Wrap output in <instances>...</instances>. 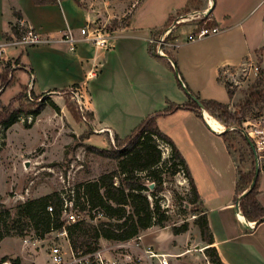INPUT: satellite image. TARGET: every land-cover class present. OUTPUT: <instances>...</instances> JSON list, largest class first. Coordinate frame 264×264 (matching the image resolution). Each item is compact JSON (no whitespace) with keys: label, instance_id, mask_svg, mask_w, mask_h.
<instances>
[{"label":"crops","instance_id":"1","mask_svg":"<svg viewBox=\"0 0 264 264\" xmlns=\"http://www.w3.org/2000/svg\"><path fill=\"white\" fill-rule=\"evenodd\" d=\"M209 9L205 22L219 24L222 31L206 37L204 47L199 49L198 41L185 42L184 36L176 37L175 29L169 40L182 43L173 50L182 85L200 99H213L214 96H204L207 89L216 86L214 84L224 86L223 81L230 74L237 78L242 62L249 61L254 65L252 55L244 53L228 58L224 54L232 46L235 53H239L241 45L245 47L247 40L252 38L253 27L264 25L263 0H137L123 6L118 16H104L100 10L86 8L75 0H58L56 3L0 0V76L12 81L17 68L22 69L24 80L19 84L20 89H28L31 84L30 92L37 95L53 96L51 94L62 89L79 87L83 104L93 115L90 120L92 132L105 135L110 145L115 134L120 137L129 134L134 125L155 109L166 108V100L177 104L188 101V95L178 86L175 74L166 65L169 60L149 54V46L153 47L149 39L159 37L168 22L179 14ZM126 14L129 16L127 23L109 30L112 33L109 48H99L82 40L70 48L68 43L60 41L61 32L66 28H71L81 39L79 30L90 21L107 26L110 19H120ZM250 14L256 16L245 21ZM20 23L32 26L52 41L28 47L6 45L19 37ZM185 24H192V29L195 26V22ZM166 54L169 56L168 52ZM17 76L19 81L21 76ZM176 113H181L178 120L188 123L190 129L198 126L200 116L204 119L201 113L189 108L178 109L167 116ZM205 124L203 134L217 133L207 122ZM85 129L88 128L85 126ZM191 144L195 162L193 166H187L199 195V214L206 215L213 235L210 246L215 247L222 264H264V220H250L236 208L237 197L244 191L240 194L235 191L239 171H250L249 162L240 159L237 162L233 151L228 152L225 147V152L235 161L230 174L219 159L216 160L212 137L194 136ZM180 152L187 161L183 150ZM258 164L256 198L264 207V158L258 159ZM194 225L179 233H173V225L150 226L137 235L140 239L136 240V245L130 239V246L122 256L101 248L102 245L99 249L109 257L120 258L121 264H159L157 258L148 257L147 249L155 254H166L168 264H212L204 252L207 246L199 228ZM103 241L117 247L126 242Z\"/></svg>","mask_w":264,"mask_h":264},{"label":"rangeland","instance_id":"2","mask_svg":"<svg viewBox=\"0 0 264 264\" xmlns=\"http://www.w3.org/2000/svg\"><path fill=\"white\" fill-rule=\"evenodd\" d=\"M135 1L137 0H79V3L86 8L100 10L104 16L108 14L118 16L121 14L123 6L129 3L132 4ZM126 16L127 14L120 19H110L105 29L111 30L115 26L114 21L117 22L116 26L124 24ZM254 16L256 15L250 14L244 20L248 21ZM101 19L102 16L98 18V20ZM94 22L90 21L89 23ZM191 25H178L175 28L176 37L182 38L184 36L186 38V35L192 31ZM217 26L222 29L219 24ZM252 35V38L247 40L245 47L241 45L239 53H235L234 47L232 46L229 51H225L224 55L228 58H234L237 54L240 57L244 53L246 55H252L255 57L254 64H257L261 70L264 69V25L262 27L259 25L255 26V28L253 27ZM197 41L200 42L198 46L200 49L206 44L205 41H207V38ZM174 49H165L170 56V63L173 67L177 62L173 56ZM175 67L178 70L177 64ZM172 72L174 73V71ZM22 73V69L17 68L13 73V80H8L7 84L3 83V78L0 76V111L18 91H22V96L13 103L11 108L18 105L25 106L27 104H31L35 108L41 103V110L38 114L34 115L31 113H20L16 122L8 127L0 125V208L8 209L11 217H15L18 206L27 199L58 191L67 193L69 188H75L80 183L97 179L103 172L117 169L118 162L115 159L99 155L90 149L92 146L100 149H108L109 145L105 135H97L92 132L90 120L93 115L92 117L87 116L91 112H88L86 106L83 104L81 94L78 93L76 95L75 89L73 90L72 87L65 91L51 94L53 96L43 93L44 95L35 98L32 92L28 93V89H20L19 84L24 80ZM257 74H249L246 78L237 76L238 79L240 78V82L237 85L228 80L232 76L224 79L223 83L226 82L230 88L235 89V93L231 98L228 96L225 87L217 84H214L216 85L214 87L211 86L209 90L207 89L204 96H214L213 99L217 101L219 99L221 101H229V105L231 104L236 108L235 106L241 101L246 88L254 81ZM17 75L21 76L19 81ZM180 81H183L182 78H180ZM205 86L207 87V85ZM166 103H168V100H166ZM69 106H73L81 114L78 120L70 112ZM234 108H230V110L234 112ZM157 110L159 111L161 109H155L154 112ZM250 114L252 113L247 115ZM179 116H181V113L169 116L161 115L159 122V117L157 118V125L163 133L172 139L180 151L183 150L187 158V161L185 160L187 164L193 166L195 162L191 144L192 138L194 136H199V138L209 136L213 138L216 160L219 159V162L227 170V173L231 174L233 172L235 161H232L231 155L225 152L226 141L231 144L237 162L242 156L244 162L247 160L250 164V169L252 168V161L254 159L248 155L250 151L249 146L239 131H230L226 137L223 134L212 132L203 134L206 131L205 126H203L206 122L201 116L197 120L199 123L198 126H192L191 129L187 126L188 123L181 119L178 120ZM85 126L88 128L87 130ZM222 126L223 130L225 125L222 124ZM158 144H162L161 148L166 155L169 152V147H163V145H166L162 142ZM226 150L228 151L227 147ZM162 159H166L163 153ZM162 167L163 165L160 168L162 169ZM162 171L160 172L163 180V189L156 193L157 203L166 216L162 221V225L181 226L187 223L190 228H193L195 226L193 220L196 215L193 209L197 204L192 196L188 180L181 170L173 175L169 171H165V169H162ZM116 182H118L117 179ZM151 183L153 182H149L148 185ZM145 193H147L149 200L153 202L150 193L148 191H145ZM107 219L103 215L97 216L93 220L97 222L98 220ZM3 221L7 222L6 219L1 221L0 233L5 224H3ZM153 225L160 226L157 224ZM7 226L8 228L11 227L12 230L0 240V264H9V261L6 259H14L17 257L20 258L22 264H46L47 248L54 242L61 247L63 257L65 259L69 258L68 244L61 236L60 238L57 237L55 232L46 234L44 238H38L31 226L26 225L22 235L15 234V228L19 224L12 225L7 222ZM24 239H28L30 242L25 243ZM35 239L38 242L34 243L33 241ZM110 244L111 242L104 244L103 240L99 241V247L102 245L101 248H108L116 256L126 254L127 251L125 248L115 245L111 246Z\"/></svg>","mask_w":264,"mask_h":264},{"label":"trees","instance_id":"3","mask_svg":"<svg viewBox=\"0 0 264 264\" xmlns=\"http://www.w3.org/2000/svg\"><path fill=\"white\" fill-rule=\"evenodd\" d=\"M34 1L39 3L57 2V0ZM75 1L79 4V0ZM128 19L129 16L125 18L124 23H127ZM116 23L114 21V25ZM212 24L207 23V25ZM148 52L151 56L161 59L151 46H149ZM166 65L174 71L178 85L182 89L190 92L187 87L182 85L180 79H178L176 72H179L175 67L176 64L173 67L167 61ZM2 78L3 83L7 84V77L2 75ZM223 84L228 96L231 98L235 93V89L230 88L226 82ZM25 88L23 89L25 90ZM65 90L67 89L60 91ZM32 95L35 98H39L42 94L37 95L32 92ZM21 96L22 91L12 97L8 104L2 108L0 111V125H4L5 127L12 125L16 122L20 113H31L33 115L39 113L41 103L35 108L31 104L25 106L18 105L11 108L13 103ZM196 97L204 105L206 111L226 127L240 125L242 119L247 114L258 112L264 108V69L258 72L257 77L246 88L241 101L235 106L234 112L230 110L229 104L219 102L215 99H200L198 96ZM181 108H189L200 115V109L197 103L189 96L188 101L181 104L168 101L166 108L144 117L126 136L120 137L115 134L112 141L109 139L110 145L108 149L90 147L91 150H94L99 155L117 160V169L103 172L97 179L85 181L74 188L75 204L82 211L86 210L88 217L66 226L68 243L73 252L89 254L99 249V241L101 239L112 242H125L136 237L140 232L153 224L163 226L162 221L166 216L157 203L156 197V193L163 189V180L160 172L162 169L169 171L171 175L181 170L188 180L192 196L197 204L199 195L183 155L172 139L163 133L157 125L158 117ZM69 110L77 120L81 117V114L73 106H69ZM87 116L92 117V113H88ZM229 132L226 131L222 134L226 137ZM159 142L166 145H163V147H169V152L166 156L163 155L166 158L165 160L162 159L164 150L161 148L162 144H158ZM226 143L228 151L231 152L233 149L231 144L227 141ZM248 155L250 157L252 156L250 151ZM241 160H243L242 156L240 157ZM252 164L253 166L250 171L246 173L239 171L235 186L236 194H240L251 182L254 175V161H252ZM162 165L163 167L161 169L160 167ZM116 179L118 182H116ZM151 181L154 185L150 189L148 184ZM145 191L150 193L153 202L149 200ZM61 193V191L52 192L40 197L27 199L18 206L15 217H11L8 209L0 208V223L3 219H6L12 225L19 224L17 228L14 227L15 234L17 235L23 234L26 225L31 226L38 238H44L46 234L60 230L63 225L61 218ZM256 195L257 186L255 184L253 189L239 200V208L246 218L263 221L264 207L257 200ZM49 205L52 206L51 212L47 210ZM193 211L196 214L194 223L198 226L201 239L207 246L204 249L205 254L212 264H222L217 250L215 247L210 246L213 243V235L206 215L199 214L201 210L197 205ZM98 214L104 215L108 219L95 222L93 219L97 218ZM7 222L3 221V224H5L0 233V240L12 230L11 227L8 228ZM187 227V223L181 226L173 225L172 231L173 233L183 232ZM6 260L10 264H22L18 257Z\"/></svg>","mask_w":264,"mask_h":264},{"label":"built area","instance_id":"4","mask_svg":"<svg viewBox=\"0 0 264 264\" xmlns=\"http://www.w3.org/2000/svg\"><path fill=\"white\" fill-rule=\"evenodd\" d=\"M263 4H264V0H263ZM203 12H205V10L192 11V12L179 14L177 17L173 19V21L171 20L170 22H168V24L165 27V30L162 32V34L159 37H157L156 39L150 38L149 43L153 44L152 48L154 49L156 54H158L160 57H163L161 55H167L165 50L166 47L177 48L182 44L181 42H172L169 40V35L172 32V30H174L178 25L181 24L195 22V26L192 29V31L186 35L185 42H194L199 39H203L209 36L219 34L222 31V29H220L217 25L214 24L207 25V23L205 22L207 16L204 17ZM105 28L106 26L99 25L96 22L89 23L85 27H82L79 30V33L82 36L81 39H78L75 36L71 28H66L61 32L60 41L68 43L70 45V48H74L75 44L79 40L91 43L99 48H104V49L109 48V40L111 39L112 33L109 30H106ZM19 31H20L19 37L15 40L8 41L6 45L12 44V45H20V46L28 47V46L39 45L42 43H49L52 41L47 36L36 31L30 25H24L23 23L22 24L20 23ZM1 48L2 45H0V50ZM238 68L240 71L238 72V76H240L241 78L248 77L250 71H253L254 74L258 73L259 71V66L257 64L253 65L249 61L242 62L241 65L238 66ZM230 76L228 75L226 78L228 79ZM228 80L236 85L240 82L239 79L234 78L233 76ZM30 86L31 84L29 85L28 93H30ZM74 89H75V94L77 95L79 92V87H73V90ZM72 92L74 93V91ZM230 108H234V107H230ZM235 126L241 128L245 133V135L249 138L255 149L258 159L264 158V109L258 112H253L252 114L245 116L242 119L240 125H231L230 127L232 131H237L234 128ZM163 155H165L164 152ZM61 192H62L61 218L63 220V225L60 230L54 232L57 237L60 238L61 236V238L65 240L67 244H69L66 226L78 220L86 219L88 216L86 210L82 211L78 207V205L75 204L74 187L69 188L67 193H64V191ZM47 210L51 212L52 206L49 205L47 207ZM98 216H102V215L98 214ZM138 239H140V237L136 236L133 239H131V241H134L133 244L136 245L137 244L136 240ZM24 242L29 243L30 241L28 239H24ZM33 242L35 243L36 241L34 240ZM129 243L130 240L120 245V247L126 249L130 246ZM68 247H69V258L65 259L63 257V251L61 250L59 244L54 242L53 244L49 245L47 248L46 264H120L122 262L120 258L107 256L106 253L100 249H97L96 251L89 254H80L73 252L69 245ZM147 250L148 251H145V253L148 254V257L157 258L159 264H168L166 254H155L150 249ZM124 257L127 259L129 258L128 255H125Z\"/></svg>","mask_w":264,"mask_h":264},{"label":"water","instance_id":"5","mask_svg":"<svg viewBox=\"0 0 264 264\" xmlns=\"http://www.w3.org/2000/svg\"><path fill=\"white\" fill-rule=\"evenodd\" d=\"M210 9L208 11H205L203 12V15L204 17H206L209 13ZM165 58H167L169 61H170V57L168 55H161ZM176 75L178 77V73L176 72ZM178 79H180L178 77ZM185 93L193 100L197 103L199 109H200V113L203 115V111L206 110L204 105L201 103V101L195 96L193 95L192 93H190L188 90L184 89ZM209 126V125H208ZM237 131H240L247 143V145L249 146L251 152H252V155H253V159H254V175L251 179V182L249 183L248 187L237 197V203H236V208L238 209L239 206H238V202L239 200L247 193L249 192L250 190L253 189V187L255 186L256 184V180H257V177H258V172H259V164H258V157H257V154L255 152V149L251 143V141L249 140V138L245 135V133L243 132V130L237 126L234 127ZM214 130V129H213ZM215 132L219 133V134H222L226 131H232L231 127L228 126V127H225L222 131H216L214 130ZM153 183H151L149 186V188L151 189L153 187Z\"/></svg>","mask_w":264,"mask_h":264},{"label":"bare ground","instance_id":"6","mask_svg":"<svg viewBox=\"0 0 264 264\" xmlns=\"http://www.w3.org/2000/svg\"><path fill=\"white\" fill-rule=\"evenodd\" d=\"M203 117L206 120L207 124L214 130L216 131H222V124L217 121L208 111L204 110L203 111Z\"/></svg>","mask_w":264,"mask_h":264}]
</instances>
